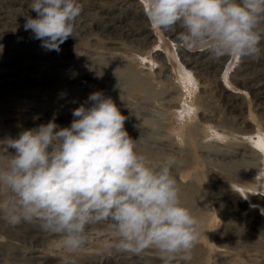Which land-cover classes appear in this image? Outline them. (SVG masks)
<instances>
[{
    "label": "rangeland",
    "instance_id": "374dc122",
    "mask_svg": "<svg viewBox=\"0 0 264 264\" xmlns=\"http://www.w3.org/2000/svg\"><path fill=\"white\" fill-rule=\"evenodd\" d=\"M30 2L0 0V140L52 119L68 126L73 109L88 106L89 94L101 90L127 117L126 131L153 163L169 154L178 160L173 175L182 203L188 202L199 220L200 235L173 264H264V235L250 225L252 213L244 214L249 226L241 232L225 221L229 214H242L232 183H253L264 174V145L252 141L264 139V41L258 58L214 59L206 50L186 49L179 27L174 32L154 28L144 0H79L83 10L74 38L57 52L42 48L41 41L25 31V16L36 15ZM162 38L179 59L199 61L194 68L186 64L191 68L187 78L196 77L198 84L192 78L182 83L185 79L172 62L161 60L166 55ZM3 85L11 90L4 91ZM187 97L194 106L190 103L186 115L178 116ZM185 119L213 125L229 139L212 134L189 146L180 140ZM255 196L252 204L264 216V196L259 191ZM117 236L111 223L92 225L85 244L73 253L59 235L0 219V264H64L69 256L77 264H163L155 249L136 256L107 248L106 242Z\"/></svg>",
    "mask_w": 264,
    "mask_h": 264
},
{
    "label": "clouds",
    "instance_id": "9594fccd",
    "mask_svg": "<svg viewBox=\"0 0 264 264\" xmlns=\"http://www.w3.org/2000/svg\"><path fill=\"white\" fill-rule=\"evenodd\" d=\"M144 7L154 28L182 29L188 50H206L214 59L262 53L264 0H144ZM29 9L36 15L25 16V31L59 52L74 38L83 7L79 0H31ZM87 101L73 109L68 126L52 119L0 140V219L59 235L73 253L85 244L88 227L111 223L118 236L107 248L136 256L155 249L163 264H173L200 235L173 175L176 156L153 163L110 96L97 90ZM64 264L77 260L69 256Z\"/></svg>",
    "mask_w": 264,
    "mask_h": 264
},
{
    "label": "bare ground",
    "instance_id": "6f19581e",
    "mask_svg": "<svg viewBox=\"0 0 264 264\" xmlns=\"http://www.w3.org/2000/svg\"><path fill=\"white\" fill-rule=\"evenodd\" d=\"M105 23V22H104ZM107 23V22H106ZM107 26V25H106ZM114 26V25H113ZM178 28V27H177ZM125 30V29H124ZM13 31V30H12ZM182 31V29L179 31V34L180 32ZM110 32V31H109ZM108 32V33H109ZM174 32V31H173ZM126 34V33H125ZM127 34H130L127 33ZM178 34V33H177ZM179 36V35H178ZM136 37V36H135ZM172 39V38H171ZM162 46L165 50V53L166 54L165 56L162 55L160 58L161 60L163 61H171L172 62V65L171 67H175L178 71V76L180 77V79L182 80V78H184L185 80H182L181 82L183 83V81H190V79L192 78V75L190 76V78H187L189 76L188 74V70H191V68H186V64H188L189 66L193 67L198 65V62L197 59H191V58H185V59H179L178 58V55L175 53V51H172L170 45L168 44V41H166V39H163L162 38ZM224 59V58H223ZM225 60V59H224ZM203 65V64H202ZM205 65V64H204ZM127 66V65H126ZM199 66V65H198ZM205 67V66H204ZM199 69V67H198ZM10 79V78H9ZM192 82H196V84H198V81L195 78H192ZM85 80V79H84ZM138 80V79H137ZM145 80V79H144ZM263 81V80H262ZM29 83H27L28 85ZM7 85V83H6ZM4 86V85H3ZM21 86V85H20ZM258 87V86H257ZM15 88V87H14ZM11 90L10 87L8 86H4V91L6 90ZM24 89V88H23ZM263 90V89H262ZM8 91V92H9ZM14 91V89L12 90ZM264 91V90H263ZM7 92V91H6ZM26 100V99H25ZM21 101V100H20ZM193 98L190 97V98H185L182 100V104L180 106V104L178 106L179 107V110H178V116L179 115H182V116H185L187 111H189L190 109V103L193 105ZM33 104V103H32ZM196 105V104H195ZM194 106V105H193ZM197 107V106H195ZM28 111V110H27ZM9 114V113H8ZM184 114V115H183ZM185 118V117H184ZM30 119V118H29ZM33 120V119H32ZM182 120V119H181ZM36 121V120H35ZM183 121V120H182ZM181 121V122H182ZM186 121V119H185ZM183 123L182 126L179 127L180 129V135H181V139L180 140H183L184 143L186 144H189V146H194L197 142H198V138H199V142H200V139H204L203 137H206V136H209V135H214V136H218L219 137H222L223 139L226 138L227 140L229 139L228 136H226L224 134V130H218L216 127H214L213 125H205L203 123H200L196 120L194 121H190V122H187V123ZM39 122V121H38ZM208 122V121H207ZM222 123V122H221ZM36 124V123H35ZM180 124V122H179ZM223 124V123H222ZM39 125V124H38ZM60 125V124H58ZM63 125V124H62ZM9 127V126H8ZM177 131V130H176ZM178 133V132H177ZM229 133V132H228ZM227 134V133H226ZM231 136H234L233 133H231ZM236 137V136H234ZM178 138V137H177ZM231 140H233V138L231 137L230 138ZM226 140V141H227ZM236 141V140H235ZM255 144H258L259 146H263L264 145V139L263 138H260V139H256V140H252ZM210 142V141H209ZM206 143V142H205ZM208 143V142H207ZM199 144V143H198ZM210 144V143H209ZM219 157V156H218ZM199 172V171H197ZM195 173L196 175V172H193ZM193 173L189 174V175H192ZM200 173V172H199ZM220 174V173H219ZM183 175V174H182ZM200 175V174H199ZM264 174H259V176H257V178L255 180H253V183H246L247 181H241V182H234L232 183L231 187H230V190L233 192L234 195H240L238 196L239 197V200L241 201L240 203V208H236L237 211H241L242 214L239 215V216H233L232 214H229L227 216V219L225 221H227L230 225H234V230L238 231V232H241V230H244L246 229L247 226H249V223L247 218H243L245 217L244 214H249L250 212L252 213V222H251V226L255 229V231H258V232H261L263 235H264V229L262 227V225H260L261 223H263V226H264V216L256 209L254 208V205L252 204L256 198L255 196V193L256 191H259L260 193V196H264ZM193 176V175H192ZM201 176V175H200ZM198 177V175H197ZM203 177V176H202ZM194 178V177H193ZM196 179V178H195ZM234 179V178H233ZM199 180V179H198ZM197 180V181H198ZM241 180V179H240ZM243 180V178H242ZM246 180V179H245ZM244 182V183H242ZM201 184H205V183H201ZM237 193V194H236ZM241 193H244L245 196H247V200H245L242 196H241ZM263 193V194H262ZM262 194V195H261ZM188 196V195H187ZM262 196V197H263ZM188 199V198H187ZM186 199V200H187ZM233 199V198H232ZM238 200V201H239ZM233 201V200H232ZM185 206H189V203L187 202L185 204ZM234 211V210H233ZM196 216V215H195ZM226 223V222H225ZM231 229V228H230ZM8 232V231H7ZM27 232V231H26ZM232 232V231H231ZM234 232V231H233ZM232 232V233H233ZM28 233V232H27ZM235 233V232H234ZM31 234V233H30ZM29 234V235H30ZM35 234V232L33 233V235ZM51 236V235H50ZM236 236V235H235ZM243 236V235H241ZM245 237V236H243ZM33 239V238H32ZM38 239H41V238H38ZM1 241V240H0ZM6 241V240H5ZM6 243V242H5ZM10 243V242H9ZM15 243V242H14ZM13 243V244H14ZM37 243V242H36ZM4 245V244H3ZM2 245V246H3ZM6 245V244H5ZM30 245V244H29ZM7 246V245H6ZM16 246V245H15ZM245 246V245H244ZM14 248V247H13ZM6 250V249H5ZM14 250V249H13ZM4 251V250H3ZM6 252V251H5ZM15 255V254H14ZM37 260V259H36Z\"/></svg>",
    "mask_w": 264,
    "mask_h": 264
}]
</instances>
